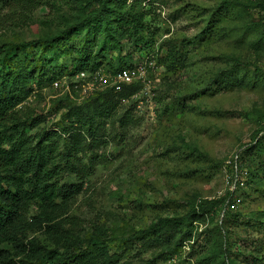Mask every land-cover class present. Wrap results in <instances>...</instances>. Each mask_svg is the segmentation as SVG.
I'll return each mask as SVG.
<instances>
[{"label":"rangeland","instance_id":"obj_1","mask_svg":"<svg viewBox=\"0 0 264 264\" xmlns=\"http://www.w3.org/2000/svg\"><path fill=\"white\" fill-rule=\"evenodd\" d=\"M39 1L31 13L10 20L0 0V18L9 25L0 29L1 45L57 36L65 13L77 16L69 0ZM258 3L138 0L140 41L116 33L121 50L108 46L95 60L119 67L149 56L154 67L138 87L97 84L102 88L63 93L44 84L53 75L65 84L75 79L80 60L93 56L102 38L113 41L103 30L64 35L48 52L28 49L33 54L23 67L32 71L34 93L13 110L19 116L13 138L27 139L25 153L37 163L55 146L58 180L80 181L82 190L66 214L76 226L60 225V242L44 228L19 227V234L62 250L64 241L101 234L107 243L91 264H264V151L245 156L243 186L233 189L228 178L264 112V11ZM145 41L152 43L141 51ZM3 136L0 143L8 146ZM219 198L224 202L213 205ZM201 204L207 212L184 219ZM35 212L32 206L27 220ZM172 216L183 223L158 238L134 237ZM1 246L16 251L10 243Z\"/></svg>","mask_w":264,"mask_h":264},{"label":"trees","instance_id":"obj_2","mask_svg":"<svg viewBox=\"0 0 264 264\" xmlns=\"http://www.w3.org/2000/svg\"><path fill=\"white\" fill-rule=\"evenodd\" d=\"M3 1L11 13L8 17L10 20L14 16L19 17L31 13L36 6L41 4L39 0ZM54 1L45 0L44 2ZM127 2L128 0H69L70 5L75 4L74 10H76L77 16L69 19L68 12L65 13L62 33L56 34L57 36L33 39L31 43L0 44V134L4 135L8 145L5 146L0 143V264H32L31 259H37L39 263H43L46 259L47 264H70L73 261L77 264H91L95 258L93 254L103 251V246L107 243L106 237L101 234H90L84 237L77 236L74 241H64L62 243L63 245L66 244L64 250L56 247L51 249L42 245L36 238L26 241L25 234L23 236L19 234V227H22L23 231L44 228L46 233H55L56 239L60 242L63 238L62 234L59 233L62 224L70 223L73 227L76 226L77 222L74 217H68L66 214L70 203L82 190V182L70 180L60 182L58 180L59 170L52 166L56 160L55 146L52 150L42 151L41 163H37L34 157L27 156L28 154L25 153L29 144L27 139L13 138L18 130L15 128L18 126L19 118L13 110L33 92L30 85L32 71L29 66L27 69L23 67L25 59L33 54L32 51L28 53V49L30 50L31 47L41 46L40 49L43 52H48L54 49L55 45L60 44L64 35L67 38L72 34L77 35L85 29L89 31L103 30L107 35L113 37V41L107 42L105 37L102 38L96 53L93 56L89 55L86 60H80L81 64L75 68V71L95 70L104 66L108 68L107 70L115 71L123 67L125 64H121L119 67H111L107 65L108 63L96 62L95 60L102 56L108 46L121 50L122 43L114 38L116 33L123 36L128 32L131 37H135V42L140 41L136 35L141 26L138 23L141 15H139L138 9H135L138 0L131 1L129 5ZM258 2V6L264 11V0H258ZM7 22L5 19V23H3L0 18V29L8 27ZM129 24H132V27L130 29L125 28ZM91 40L90 42L98 44V41H95L96 38ZM151 43L145 41L139 49L141 51L145 48L148 49L147 45ZM78 52L79 55L84 54H82V49H78ZM56 77V75L47 77L44 84L51 87V83L58 79ZM40 81H37V84H40ZM140 84L141 82L138 81L126 85L138 87ZM263 117L264 112L258 118L253 129L251 141L241 147L239 162L242 166L246 162L247 157L245 156L248 153L264 151L262 139L253 142ZM9 123L12 127L9 126ZM9 129L11 131L8 134L4 133ZM52 136L50 135L47 140H50ZM52 145L55 144L50 142L47 147L52 148ZM250 173L252 175L251 170ZM223 202V198L212 201L215 206H220ZM32 206L36 207V212L27 220V215ZM205 212L207 209L201 204L183 217L185 220L191 221L194 217H201ZM183 217L159 218L148 228L137 230L134 237L141 236L144 239L156 237L166 227L182 224ZM121 240L127 241L129 238L122 237ZM2 243H10L16 247L15 253L11 248L1 246ZM19 255H23V258L16 259L15 256Z\"/></svg>","mask_w":264,"mask_h":264},{"label":"built area","instance_id":"obj_3","mask_svg":"<svg viewBox=\"0 0 264 264\" xmlns=\"http://www.w3.org/2000/svg\"><path fill=\"white\" fill-rule=\"evenodd\" d=\"M154 64L150 57H144L140 60L133 62L129 65H124L118 70L106 72L103 67H99L94 70L93 73H88L86 70L76 72V78L71 79L68 83L61 82L60 79H56L51 83V87L60 88V91L71 92V89H80L86 87L87 89H99V85H112L119 87L122 84H131L140 80L145 81V74L149 69L153 68ZM105 88V87H104ZM34 93V92H33ZM64 93V92H63ZM33 95V94H32ZM35 96V95H33ZM262 139L264 141V117L258 126V132L253 142ZM242 148L236 152L231 165V173L228 174L229 183L236 189L245 184L244 179L246 178L247 170H245L242 164L239 162L240 152Z\"/></svg>","mask_w":264,"mask_h":264}]
</instances>
